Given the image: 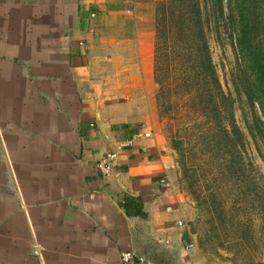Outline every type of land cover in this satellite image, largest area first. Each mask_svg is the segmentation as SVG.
<instances>
[{"label": "crops", "instance_id": "crops-1", "mask_svg": "<svg viewBox=\"0 0 264 264\" xmlns=\"http://www.w3.org/2000/svg\"><path fill=\"white\" fill-rule=\"evenodd\" d=\"M139 24L132 0H0V264H200L164 146L97 168L140 132Z\"/></svg>", "mask_w": 264, "mask_h": 264}, {"label": "rangeland", "instance_id": "rangeland-1", "mask_svg": "<svg viewBox=\"0 0 264 264\" xmlns=\"http://www.w3.org/2000/svg\"><path fill=\"white\" fill-rule=\"evenodd\" d=\"M161 1L166 0H132L149 52L144 60L152 62L149 73L142 71L143 86L135 92L140 120L171 161L173 184L184 199L198 263L264 264V123L239 83L243 73H238L227 1L220 9L216 0H202V10L211 59L223 93L233 101L240 131L234 136L242 138L234 148L223 130L225 117L218 121L214 113L213 88L205 80L187 79V67L192 65L185 54L190 45L178 41L175 22L158 21ZM158 25L163 29L168 25L173 32L166 30L158 39L159 62L166 65L156 76Z\"/></svg>", "mask_w": 264, "mask_h": 264}, {"label": "trees", "instance_id": "trees-1", "mask_svg": "<svg viewBox=\"0 0 264 264\" xmlns=\"http://www.w3.org/2000/svg\"><path fill=\"white\" fill-rule=\"evenodd\" d=\"M166 1H161L158 5V21L161 18L164 25L168 24L165 21L175 22L181 36L177 38L178 41H185V44L190 45L187 47V50H189L185 54L189 57L187 62L192 65V67H187V71L190 72L187 79L193 77L194 82L205 80L208 86L213 88L211 90V100L213 99L215 102L214 111L216 112L214 113L218 121L225 117L227 125H223V130L230 141V146L234 148L238 145V141H242V138L237 139L234 136H239L240 131L234 122L233 101L223 93L216 68L211 59L205 34L202 0ZM223 1L216 0V6L223 9ZM226 1L227 20L232 26V36L236 42L238 73L240 75L243 73L242 76L238 77L239 83L251 105L253 107L254 105L258 106L264 123V0ZM166 30L173 32V29L168 25L164 29L163 26L160 28L159 25L156 26V46L158 39L162 38ZM159 52L160 44L156 47V76L166 65L165 63L161 65V62H159ZM175 52L180 56V52L173 50L174 54ZM164 58L168 61L169 55H165ZM219 103L221 106H219ZM226 103L228 105L225 107ZM229 130L231 132H228Z\"/></svg>", "mask_w": 264, "mask_h": 264}, {"label": "built area", "instance_id": "built-area-1", "mask_svg": "<svg viewBox=\"0 0 264 264\" xmlns=\"http://www.w3.org/2000/svg\"><path fill=\"white\" fill-rule=\"evenodd\" d=\"M139 129H140V132L134 135L131 140L121 145L116 152L107 153L98 162L97 168L102 176L109 177L113 174L115 164L123 148L133 147L136 145L137 142H139V140L149 139L152 137L151 130L147 127V125L142 124L140 125ZM162 183H165V181H163ZM178 225L182 227L184 226V223L179 222ZM39 253L40 251L37 250L36 254L38 255ZM120 264H142V263L136 259L133 253L124 252L120 255Z\"/></svg>", "mask_w": 264, "mask_h": 264}, {"label": "water", "instance_id": "water-1", "mask_svg": "<svg viewBox=\"0 0 264 264\" xmlns=\"http://www.w3.org/2000/svg\"><path fill=\"white\" fill-rule=\"evenodd\" d=\"M100 128L103 130L104 134L107 136V135H108V131H107L105 125L100 124ZM136 258H138L139 261H140L142 264H152V262H151L150 260L146 259V257H144V256L136 255Z\"/></svg>", "mask_w": 264, "mask_h": 264}]
</instances>
